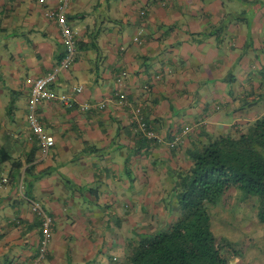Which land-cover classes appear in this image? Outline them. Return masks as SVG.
Listing matches in <instances>:
<instances>
[{"label":"crops","instance_id":"crops-1","mask_svg":"<svg viewBox=\"0 0 264 264\" xmlns=\"http://www.w3.org/2000/svg\"><path fill=\"white\" fill-rule=\"evenodd\" d=\"M63 1L0 0V264L121 262L177 217L189 152L264 115V0H67L76 60L51 88L74 101L36 105L55 140L44 155L30 90L63 58L46 15ZM125 100L161 141L133 130ZM39 209L53 218L41 259Z\"/></svg>","mask_w":264,"mask_h":264},{"label":"trees","instance_id":"trees-1","mask_svg":"<svg viewBox=\"0 0 264 264\" xmlns=\"http://www.w3.org/2000/svg\"><path fill=\"white\" fill-rule=\"evenodd\" d=\"M189 156L192 165L175 179L177 217L163 231L137 236L115 264H230L235 242L215 234L211 209L234 195L264 225V115L235 134L209 136Z\"/></svg>","mask_w":264,"mask_h":264},{"label":"built area","instance_id":"built-area-1","mask_svg":"<svg viewBox=\"0 0 264 264\" xmlns=\"http://www.w3.org/2000/svg\"><path fill=\"white\" fill-rule=\"evenodd\" d=\"M64 5L62 8L55 10H47L46 15L48 17L54 18L60 28L63 43L65 45V52L63 58L55 71L49 72L41 78L37 79L31 90H30V110L28 113V121L30 128L32 129L34 135L40 141V149L44 155H47L50 149L55 145L54 138L45 132L44 125L42 121L38 118L36 113V105L42 100H54L63 106L70 105L74 101L73 94H58L51 88V86L57 81L58 73L69 70L75 60L77 54V38L72 26L68 22V18L65 14V4L67 0H64ZM167 0L163 1L165 5ZM75 91L81 92L82 87H75ZM126 99L124 96L122 100ZM126 105L132 108V116L130 123L133 130L139 134H142L149 140L161 141V136L155 130L154 126L147 120L143 114L142 105H132L127 100L124 101ZM92 107L90 103H84L81 105L82 110H89ZM176 141H180V137H176ZM42 215V239L40 242V256L43 258L47 255L50 241L53 237V218L39 209Z\"/></svg>","mask_w":264,"mask_h":264},{"label":"rangeland","instance_id":"rangeland-1","mask_svg":"<svg viewBox=\"0 0 264 264\" xmlns=\"http://www.w3.org/2000/svg\"><path fill=\"white\" fill-rule=\"evenodd\" d=\"M240 199L234 195L211 209L213 230L218 237L235 242L238 253H231L230 264H264V225L251 205Z\"/></svg>","mask_w":264,"mask_h":264}]
</instances>
